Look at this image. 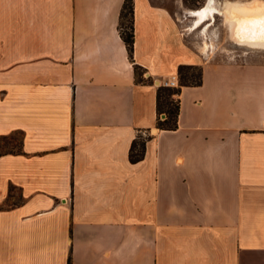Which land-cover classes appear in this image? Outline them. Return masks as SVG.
Listing matches in <instances>:
<instances>
[{"label": "crops", "instance_id": "crops-1", "mask_svg": "<svg viewBox=\"0 0 264 264\" xmlns=\"http://www.w3.org/2000/svg\"><path fill=\"white\" fill-rule=\"evenodd\" d=\"M125 1L0 0V138L21 136L0 154V264H264V60L212 61L154 0H133L131 59ZM180 65L202 83L161 129Z\"/></svg>", "mask_w": 264, "mask_h": 264}, {"label": "rangeland", "instance_id": "rangeland-1", "mask_svg": "<svg viewBox=\"0 0 264 264\" xmlns=\"http://www.w3.org/2000/svg\"><path fill=\"white\" fill-rule=\"evenodd\" d=\"M154 1L172 9L189 44L201 50L212 61L247 63L264 60V50L243 46L231 39L226 14L222 11L226 0H215L213 4H216L218 10L213 15L205 17L206 14L203 19L198 18L193 10L203 7L208 0ZM20 140L18 133L0 138V154L19 150Z\"/></svg>", "mask_w": 264, "mask_h": 264}, {"label": "trees", "instance_id": "trees-1", "mask_svg": "<svg viewBox=\"0 0 264 264\" xmlns=\"http://www.w3.org/2000/svg\"><path fill=\"white\" fill-rule=\"evenodd\" d=\"M120 31L123 40L126 43L130 58L133 59L135 33H134V1L126 0L120 16ZM202 66L199 65H180L178 68V77L180 85L178 87H169L160 85L157 91V111L159 114L157 126L161 129H176L178 127V117L180 102L178 94L182 86L200 85L202 83ZM142 67L135 65L136 79L139 82L145 81ZM152 82V80H150ZM165 113L166 118L162 119L161 114ZM148 139L150 137H147ZM147 138L138 137L133 141L130 150V159L137 162L145 156ZM71 264V260H69Z\"/></svg>", "mask_w": 264, "mask_h": 264}, {"label": "bare ground", "instance_id": "bare-ground-1", "mask_svg": "<svg viewBox=\"0 0 264 264\" xmlns=\"http://www.w3.org/2000/svg\"><path fill=\"white\" fill-rule=\"evenodd\" d=\"M213 3L214 0H208L204 12L211 10L212 6L216 5ZM224 3L223 8L224 12L228 14L226 22L230 25L231 37L240 44L264 47V1L255 0L249 6L238 5L229 1ZM206 14L203 13L201 17L203 18ZM237 14L241 17L238 18Z\"/></svg>", "mask_w": 264, "mask_h": 264}, {"label": "built area", "instance_id": "built-area-1", "mask_svg": "<svg viewBox=\"0 0 264 264\" xmlns=\"http://www.w3.org/2000/svg\"><path fill=\"white\" fill-rule=\"evenodd\" d=\"M144 77L147 78L146 72L144 73ZM163 85L169 86V87H178L180 85L179 77L175 76V77L169 78V79H167V80H165L163 82ZM161 118L165 119L166 118V114L165 113L161 114ZM151 135H152V131L151 130H144V131H142L139 134V138L140 137L147 138V137H149Z\"/></svg>", "mask_w": 264, "mask_h": 264}, {"label": "water", "instance_id": "water-1", "mask_svg": "<svg viewBox=\"0 0 264 264\" xmlns=\"http://www.w3.org/2000/svg\"><path fill=\"white\" fill-rule=\"evenodd\" d=\"M156 83H157V84H160L161 81L157 80ZM153 131H157V128H153Z\"/></svg>", "mask_w": 264, "mask_h": 264}]
</instances>
